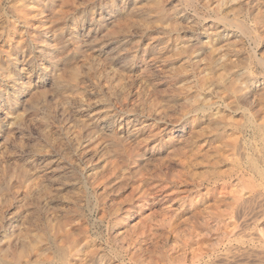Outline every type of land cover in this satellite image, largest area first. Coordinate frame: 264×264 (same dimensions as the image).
I'll return each instance as SVG.
<instances>
[{
  "label": "rangeland",
  "instance_id": "1",
  "mask_svg": "<svg viewBox=\"0 0 264 264\" xmlns=\"http://www.w3.org/2000/svg\"><path fill=\"white\" fill-rule=\"evenodd\" d=\"M0 264H264V0H0Z\"/></svg>",
  "mask_w": 264,
  "mask_h": 264
},
{
  "label": "bare ground",
  "instance_id": "2",
  "mask_svg": "<svg viewBox=\"0 0 264 264\" xmlns=\"http://www.w3.org/2000/svg\"><path fill=\"white\" fill-rule=\"evenodd\" d=\"M76 27H77V26H76ZM248 120H249V119H248ZM251 121H252V120H251ZM235 129H236V128H235ZM235 129H234V130H235ZM234 130H233V131H234ZM261 130H262V129H261ZM173 135H174V134H173ZM256 135H257V134H256ZM247 146H248V145H247ZM247 149H248V147H247ZM236 165H237V164H236ZM257 169H258V166H257ZM259 170H260V169H259ZM262 172H263V171H262ZM256 178H257V177H256ZM256 184H257V183H256ZM258 184H259V183H258ZM238 189H239V188H238ZM174 193H175V192H174ZM232 240H233V239H232ZM198 244H199V243H198ZM199 252H200V251H199ZM212 252H213V251H212ZM207 258H208V257H207ZM184 262H185V261H184Z\"/></svg>",
  "mask_w": 264,
  "mask_h": 264
}]
</instances>
